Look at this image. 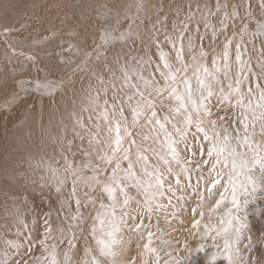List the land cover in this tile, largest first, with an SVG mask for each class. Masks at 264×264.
I'll return each instance as SVG.
<instances>
[{
    "label": "snow or ice",
    "instance_id": "1",
    "mask_svg": "<svg viewBox=\"0 0 264 264\" xmlns=\"http://www.w3.org/2000/svg\"><path fill=\"white\" fill-rule=\"evenodd\" d=\"M26 7L8 4L4 11L26 16ZM67 7L78 10L79 22L66 25L69 37L88 35L89 21L99 25L90 51L86 41H64L57 31L26 43L12 35L23 25L0 26L5 75L42 57L62 73L20 80L23 91L34 85L54 96L66 78L88 77L64 107L59 136L50 135L27 158L38 180L18 174L32 184L19 199L55 206L60 223L54 230L49 211L30 227L15 205L19 227L0 242V264H116L118 249L127 246L125 233L136 234L155 264H189L174 255L178 249L169 247L159 221L182 219L181 202L193 197L192 227L204 221L201 238L216 249L207 264L220 258L264 264L254 254L264 248V229L253 236L243 214L248 198L264 191V0H168L166 7L161 0L147 23L140 18L144 0L125 5L123 14L103 0ZM122 20L130 23L120 30ZM257 214L264 218V209ZM33 231L42 238L33 240Z\"/></svg>",
    "mask_w": 264,
    "mask_h": 264
},
{
    "label": "rangeland",
    "instance_id": "2",
    "mask_svg": "<svg viewBox=\"0 0 264 264\" xmlns=\"http://www.w3.org/2000/svg\"><path fill=\"white\" fill-rule=\"evenodd\" d=\"M89 2H92V0H0V26L5 22H10L18 28L23 25L22 31L15 32L12 35L16 39L24 40L26 43L42 41L43 35L48 34L50 31H57L58 36H62L64 41L69 39L80 42L86 41L90 51L93 34H99V25L89 21L84 26L88 35L76 37H69L68 32L70 29L66 27V25L79 24L74 15L78 10L67 6ZM103 2L110 4V6L119 7L121 14H123L125 11L124 6L127 4L135 5L136 0H103ZM160 3L161 0H144L145 11L140 14V18L147 23V16H155L153 5L159 7ZM163 3L166 7L168 0H163ZM7 4L29 5L24 9L27 15H14L11 11L5 13L4 6ZM130 11L134 13L135 8L133 7ZM6 15L7 21L5 20ZM28 17H31V19ZM109 23L116 27L114 20L109 21ZM128 23L130 21L122 20L119 26L120 30L126 28ZM137 24H139V20H137ZM83 31L84 29H81V32ZM48 43H51V41L37 43L34 46L42 48ZM257 46H259V42H257ZM2 51L3 43L0 39V52ZM253 55L256 54L253 53ZM48 64V59L42 57L34 65L29 64L23 72L18 71L15 74L9 72L5 75L4 72L0 71V129L6 130L9 128V141L7 139L6 142H0V157H2L0 158V242L4 239L14 238L16 228L19 227V224L16 223L15 205H20V214L23 215L30 227L34 218L37 217H39L42 224L43 214L49 211L52 212L51 222L54 230L60 223L56 216L55 206L50 209L46 203L40 205L38 198H36L35 204H24L23 200L19 199L21 195L30 194L32 184L28 183L26 185L25 179L18 174L24 172L29 180H38L39 176V173L34 175L31 170H28L27 158L30 154L37 152L40 144H48L50 135L59 136L64 107H70L72 100L76 98L74 92L78 93L82 85L86 86L88 83L87 73L78 72L72 75L71 79L66 78L63 88L58 90L54 96L42 95L34 91V85H25L27 91H23L19 83L20 80L57 79L62 74L59 71L50 69L47 66ZM13 66L8 65L7 67L10 69ZM3 67H5L4 61L0 60V68ZM16 67L19 66L16 65ZM67 71H70V69ZM227 111L231 113L232 109L229 108ZM213 112L215 116L224 115L223 110L215 112V109H213ZM9 124L14 128L8 127ZM6 174L16 176L15 181L5 179ZM13 197H16V199H13ZM244 199L245 197H241L242 203ZM248 199L249 203L246 206V212L243 214L247 216L251 234L255 236L264 229V218L257 214L258 209H264V191H257L254 197ZM197 202L198 198L196 197L182 201L183 208L179 214L182 219L173 220L169 224L161 218L159 224L165 232L164 239L172 242L169 247L178 249L174 255L184 256L189 264H207L208 258L216 249L209 238H201L204 231V221L201 222V226L198 228L192 227L193 216L195 215L192 209ZM206 219L207 215L205 216ZM32 237L33 240L40 237V231H33ZM124 239L127 241V246L118 249L116 264H155L154 255L142 247V242L136 238L135 233H125ZM24 243L27 245V241H24ZM154 243L158 248L164 247L158 240ZM200 245H203L202 250L199 247ZM2 246V243H0V247ZM186 246L187 251L185 250ZM62 247H66V245ZM79 247L80 245H78ZM22 251L25 256L28 255L27 248ZM33 251L36 255H40L41 250L38 244L33 245ZM254 254L264 259V248L257 246ZM80 255H82V252ZM217 264H227V261L220 258Z\"/></svg>",
    "mask_w": 264,
    "mask_h": 264
},
{
    "label": "bare ground",
    "instance_id": "3",
    "mask_svg": "<svg viewBox=\"0 0 264 264\" xmlns=\"http://www.w3.org/2000/svg\"><path fill=\"white\" fill-rule=\"evenodd\" d=\"M24 1V0H23ZM112 1V0H111ZM77 3V2H76ZM81 3V2H80ZM69 4V3H68ZM8 5V4H7ZM110 5V4H109ZM18 116V115H17ZM11 123V122H10ZM8 127H11V128H14L12 125H10L9 124V126ZM9 128H7L6 130L5 129H0V142L1 141H4V142H6V140L8 139V141H9V130H8ZM18 149H19V151H20V148L18 147ZM3 156V155H2ZM0 158H2V157H0ZM4 188H6V187H4ZM6 190V189H5Z\"/></svg>",
    "mask_w": 264,
    "mask_h": 264
}]
</instances>
